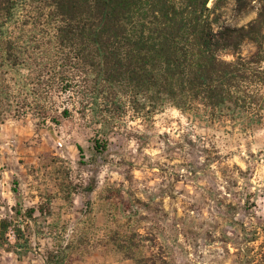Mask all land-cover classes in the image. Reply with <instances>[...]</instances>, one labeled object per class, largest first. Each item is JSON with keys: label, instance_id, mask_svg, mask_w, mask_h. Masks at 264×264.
Segmentation results:
<instances>
[{"label": "rangeland", "instance_id": "374dc122", "mask_svg": "<svg viewBox=\"0 0 264 264\" xmlns=\"http://www.w3.org/2000/svg\"><path fill=\"white\" fill-rule=\"evenodd\" d=\"M262 4L228 0L221 22L245 25ZM36 9L14 13L6 40L19 60L0 68V219L29 240L0 247V264H45L49 252L61 264H238L243 227L264 249V121L243 132L169 102L148 112L126 87L101 95L92 71L63 65ZM94 140L107 142L100 156ZM12 208L34 219L16 222Z\"/></svg>", "mask_w": 264, "mask_h": 264}, {"label": "trees", "instance_id": "16d2710c", "mask_svg": "<svg viewBox=\"0 0 264 264\" xmlns=\"http://www.w3.org/2000/svg\"><path fill=\"white\" fill-rule=\"evenodd\" d=\"M209 1L0 0V68H15L19 60L6 40L14 13L37 7L34 25L53 29L63 65L92 71L99 94L126 87L148 112L169 102L183 113L201 111L212 122L227 120L245 132L264 121V4L247 24L231 26L221 22L228 0H213L210 7ZM245 44L253 50L242 56ZM106 143L94 140L93 153L102 155ZM77 150L82 155L80 146ZM85 189L92 192L94 182ZM46 210L37 208L40 215ZM12 211L15 221L34 219L35 208ZM241 234L244 247L238 249L237 263L264 264L263 246H249L257 230L250 232L254 238H247L244 227ZM28 243L18 223L0 219V247L18 251ZM59 257L49 252L45 264H61Z\"/></svg>", "mask_w": 264, "mask_h": 264}]
</instances>
